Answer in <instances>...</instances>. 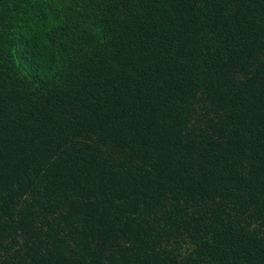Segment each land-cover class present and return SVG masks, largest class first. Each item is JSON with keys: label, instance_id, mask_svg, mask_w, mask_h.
Here are the masks:
<instances>
[{"label": "trees", "instance_id": "16d2710c", "mask_svg": "<svg viewBox=\"0 0 264 264\" xmlns=\"http://www.w3.org/2000/svg\"><path fill=\"white\" fill-rule=\"evenodd\" d=\"M0 264H264V0H0Z\"/></svg>", "mask_w": 264, "mask_h": 264}]
</instances>
